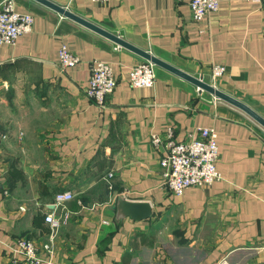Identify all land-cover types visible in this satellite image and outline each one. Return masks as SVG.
Masks as SVG:
<instances>
[{
	"label": "crops",
	"instance_id": "crops-1",
	"mask_svg": "<svg viewBox=\"0 0 264 264\" xmlns=\"http://www.w3.org/2000/svg\"><path fill=\"white\" fill-rule=\"evenodd\" d=\"M51 1L264 117V1L220 0L200 22L189 0ZM15 2L35 22L0 44V264H30L20 238L35 242L41 264H264V126L160 66L155 85L132 87L129 72L145 58L36 0ZM62 44L81 58L65 71ZM96 60L117 79L103 107L85 95ZM214 64L227 67L216 80ZM168 126L180 141L216 128L222 178L168 193L151 143ZM66 190L72 215L53 235L45 218L60 217L53 203ZM119 195L150 202L153 215L117 219Z\"/></svg>",
	"mask_w": 264,
	"mask_h": 264
},
{
	"label": "built area",
	"instance_id": "built-area-1",
	"mask_svg": "<svg viewBox=\"0 0 264 264\" xmlns=\"http://www.w3.org/2000/svg\"><path fill=\"white\" fill-rule=\"evenodd\" d=\"M106 4L110 0H93ZM264 1V0H262ZM193 19L197 22L219 9L220 0H189ZM35 18L30 13L20 12L16 8L15 0L0 1V44H15L19 38L33 29ZM120 47V45L118 46ZM117 47V48H118ZM81 58L70 51L66 44L59 49V67L62 71L78 65ZM227 72L223 64L212 66V78H221ZM132 87H151L157 80L155 64L143 61L135 65L129 72ZM117 79L111 64L96 60L91 67L89 83L85 88V95L98 106L107 104L108 98L114 93ZM213 101H217L214 97ZM151 143L155 150L161 153V166L164 170V188L168 193L176 196L183 195L193 187L210 186L222 178L217 168L219 158L218 132L214 127H200L188 135L187 139L180 141L175 136L173 126H168L163 134H153ZM113 177L109 173L107 181ZM112 188V185L109 186ZM75 198L71 190L60 191L55 195L57 207L62 208L60 217L56 218L54 212L46 215L45 221L53 226V235L59 227L70 221L72 212L67 202ZM18 250L30 264H41L44 260L39 256V249L35 242L28 238H20ZM44 250L53 251V241L44 244ZM223 264H227L224 260Z\"/></svg>",
	"mask_w": 264,
	"mask_h": 264
},
{
	"label": "water",
	"instance_id": "water-1",
	"mask_svg": "<svg viewBox=\"0 0 264 264\" xmlns=\"http://www.w3.org/2000/svg\"><path fill=\"white\" fill-rule=\"evenodd\" d=\"M40 2L41 4H44L45 6H48L49 8L59 12L60 14L64 15L67 18H70L77 23L105 36L106 38L112 40L113 42L117 43L118 45L125 47L143 58H145L148 61H151L155 64V66L163 67L170 72L192 82L196 86H198L200 91H205L216 98H219L221 100H224L244 112H246L249 116H251L254 120H256L258 123H260L262 126H264V117L253 110L251 107L246 105L244 102L234 98L233 96L227 94L223 90L218 89L211 83H208L204 81L203 78H198L196 76H193L191 74H188L187 72L181 70L180 68L158 58L157 56L151 54L147 50H143L134 44L128 42L124 38H122L120 35L112 33L101 26L93 23L92 21L84 18L83 16L69 10L65 6H62L60 4H57L56 2H53L51 0H36ZM116 217L117 219H123L125 217H131L134 220L141 221L146 220L150 218L153 215V208L150 202L141 201V200H131L126 198L123 195H119L116 200V204L114 206Z\"/></svg>",
	"mask_w": 264,
	"mask_h": 264
}]
</instances>
